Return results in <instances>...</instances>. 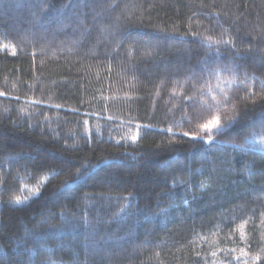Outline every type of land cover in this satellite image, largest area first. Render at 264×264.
Instances as JSON below:
<instances>
[{
	"label": "trees",
	"instance_id": "trees-1",
	"mask_svg": "<svg viewBox=\"0 0 264 264\" xmlns=\"http://www.w3.org/2000/svg\"><path fill=\"white\" fill-rule=\"evenodd\" d=\"M0 46V264H264V0H0Z\"/></svg>",
	"mask_w": 264,
	"mask_h": 264
},
{
	"label": "snow or ice",
	"instance_id": "snow-or-ice-1",
	"mask_svg": "<svg viewBox=\"0 0 264 264\" xmlns=\"http://www.w3.org/2000/svg\"><path fill=\"white\" fill-rule=\"evenodd\" d=\"M220 43V42H218ZM223 44L229 45L231 43L230 40H224L222 41ZM2 47V46H0ZM262 62H264V58H262ZM231 71V69H229ZM215 75H219V72L216 71L214 73ZM264 83V82H262ZM201 95L203 93H200ZM187 99H191L190 97ZM213 100H216L215 97L212 98ZM221 103H223L225 106L227 104V98L225 97L224 101H216L215 104H208V115L210 116V119H208L207 123L202 125L203 129L207 130L209 133L213 132H221L226 128H230L233 124L238 122V114L235 108V105L232 106V108L222 111L221 110ZM213 109L215 112H213ZM264 111V109H262ZM200 118H203L202 116ZM185 136L189 135L187 132L184 133ZM249 135L252 137V139H249L248 136L244 137L245 143L244 144H234L233 147L240 150V151H247L245 148V144H251L255 143L260 146L259 151H264V134H257L256 132H251ZM131 139L133 141L137 140V136H132ZM204 144H208L210 142H215L213 139V135L209 134L207 136V139H203V137L200 138ZM81 170L77 169V173L74 174L72 181H65V183L75 182V179H78L81 175ZM36 195H39L37 193ZM20 201H17L19 203ZM243 252V250H241ZM244 255H247V253H243ZM261 257L259 255L253 257V260H259Z\"/></svg>",
	"mask_w": 264,
	"mask_h": 264
},
{
	"label": "rangeland",
	"instance_id": "rangeland-1",
	"mask_svg": "<svg viewBox=\"0 0 264 264\" xmlns=\"http://www.w3.org/2000/svg\"><path fill=\"white\" fill-rule=\"evenodd\" d=\"M223 76V75H222ZM218 78H219V75L217 76V75H213L212 77H211V79L209 80L210 81V87H211V89H210V92L212 91V93H213V88H214V86H216V85H218L219 84V80H218ZM222 78H228L227 76H223ZM209 92V93H210ZM215 97V96H214ZM213 98V97H212ZM211 98V101L213 100ZM217 100V99H216ZM208 119H210L209 117H207L206 118V120H208ZM209 134V133H208ZM251 137V136H250ZM250 139H252V137L250 138Z\"/></svg>",
	"mask_w": 264,
	"mask_h": 264
}]
</instances>
